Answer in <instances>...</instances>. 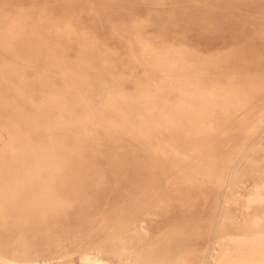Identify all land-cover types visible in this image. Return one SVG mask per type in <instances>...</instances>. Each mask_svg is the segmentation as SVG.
<instances>
[{"label":"bare ground","instance_id":"6f19581e","mask_svg":"<svg viewBox=\"0 0 264 264\" xmlns=\"http://www.w3.org/2000/svg\"><path fill=\"white\" fill-rule=\"evenodd\" d=\"M141 23L126 71L69 18L38 6L0 17V264H264V31L213 55L143 36ZM88 152L116 177L155 169L163 201L213 184L208 215L151 235L134 209H99L86 178L99 185L105 172Z\"/></svg>","mask_w":264,"mask_h":264},{"label":"rangeland","instance_id":"374dc122","mask_svg":"<svg viewBox=\"0 0 264 264\" xmlns=\"http://www.w3.org/2000/svg\"><path fill=\"white\" fill-rule=\"evenodd\" d=\"M0 3V17L15 12L18 6H38L55 20L69 18L76 27L89 30L99 47L112 49L115 70H129L132 55L138 53L135 39L137 30L131 26L135 20H143L138 31L143 36L146 34L147 37H156L175 45L183 43L202 54L213 55L217 51L222 53L232 46H239L243 41L242 45H246L253 37H256V41L262 40L258 34L264 31V0H0ZM254 31L258 33L255 35ZM69 53L74 55L73 51ZM126 86L128 89L132 87L131 83H126ZM127 143L128 140L120 142L119 150L127 151ZM99 146L101 150L113 147L104 143ZM87 155L105 172L106 180L93 185L92 181L97 175L92 171L86 178L85 192L98 200L99 209L108 211L115 206L134 209L136 223L140 224L144 218L151 235L164 226L178 224L182 219L209 213L215 196L213 184L179 193L170 187V197L173 198L163 201V194L158 195L154 190L157 186L163 188L168 181L160 177L155 169L136 165L120 178L114 175L111 168L105 167L106 159L102 154L88 152ZM135 155L141 162L150 160V155L137 149ZM130 196L134 197V202ZM146 197H150L151 205L149 212L143 214L142 208L147 207L144 205ZM231 206L238 209L235 204ZM77 214L76 210H72L67 218H59L57 229L63 233L72 229L70 224L77 218ZM202 243V240L195 241L197 245ZM88 244L84 243L81 248ZM63 245L70 250L75 247L69 239ZM105 256L115 259L114 256Z\"/></svg>","mask_w":264,"mask_h":264}]
</instances>
